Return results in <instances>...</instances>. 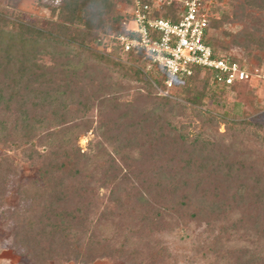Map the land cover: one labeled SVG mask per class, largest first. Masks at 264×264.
Returning <instances> with one entry per match:
<instances>
[{
	"label": "trees",
	"instance_id": "1",
	"mask_svg": "<svg viewBox=\"0 0 264 264\" xmlns=\"http://www.w3.org/2000/svg\"><path fill=\"white\" fill-rule=\"evenodd\" d=\"M125 1L127 7L133 2ZM217 1L209 8L211 29L230 22L240 29L224 32L227 43L208 37L213 54L222 55L229 44L243 47L246 56L264 51V0H229L228 11L216 7ZM18 2L6 0L5 8ZM116 9V0H62L51 9L55 18L35 22L7 17L0 9V146L19 149L35 169L17 184L18 206L8 215L13 247L25 258L19 264H92L103 257L140 264L142 251L127 247L129 238H149L189 221L220 222L218 236L252 241L255 246L215 253L230 264H264V245L256 246L264 241V157L233 138L250 122L202 110L213 76L204 68L193 67L177 79L175 95L182 101L172 100L156 94L141 53L114 47L127 62L105 53L95 39L119 31L124 16ZM111 69L146 91L122 100ZM157 81L163 86L161 75ZM191 117L200 124L194 137L179 120ZM218 122L231 133L229 142L212 133ZM87 131L95 141L82 150L78 141ZM57 136L59 142L36 149ZM18 172L16 159L0 154V205ZM97 187L107 190L102 202ZM123 211L134 218L116 248L99 239L93 217L106 221ZM165 252L155 248L146 256L158 264Z\"/></svg>",
	"mask_w": 264,
	"mask_h": 264
},
{
	"label": "rangeland",
	"instance_id": "2",
	"mask_svg": "<svg viewBox=\"0 0 264 264\" xmlns=\"http://www.w3.org/2000/svg\"><path fill=\"white\" fill-rule=\"evenodd\" d=\"M62 0H19L16 8H5L6 0H0V9H4V13L7 17L19 18L24 21H36L38 18H55L52 14L51 9L61 5ZM118 14L125 15L127 4L125 0H116ZM229 0H221L215 2L216 7H221L223 10L228 11L230 6L228 5ZM240 29L239 23H228L223 24L219 29H211L209 38L220 39L225 43L229 39L224 38V32H235ZM101 33L100 35H102ZM94 48H98L94 45ZM100 48L102 46L100 45ZM220 53L227 55L238 56L243 59L247 66H249L252 73H255L257 69L258 59L262 63L259 77H252L251 80L236 83L229 88L214 87L213 83H210V90L207 91V95L204 96L202 102V110L207 109L216 113L219 117L224 115V120H245L250 122V126L239 133L237 137L234 135L233 138H237L238 141L242 142L244 147L249 148L253 155L258 157L261 154L264 157V51H255L254 56H246V52L243 47L235 44H229L227 50L221 51ZM116 61L127 62L124 54L115 55ZM49 59L46 58V62ZM146 77L150 78L152 84L155 83L158 87L161 86L157 81L160 78V73L154 68L145 67ZM112 76V81L120 85V92L122 100H131L137 92L144 93L145 87L136 81L128 80L122 77V75L114 69L109 70ZM202 76V75H201ZM155 92L157 94V89ZM179 87L175 85L172 88L170 95L172 100L182 101L180 97L175 95L178 92ZM96 113L94 110L93 115ZM180 121L184 122L189 127L186 129L189 137H194L200 132V124L194 120V118H182ZM193 122V123H190ZM239 131V126L236 127ZM216 137H223L226 141L231 140V133L225 132V125L222 122H218L217 132H213ZM208 131L204 132V136H207ZM95 137L91 132H86L79 138V146L82 150L86 149V146L90 142H94ZM59 142V137L50 143H44L45 145H36L38 151L45 150L48 146ZM37 143V140L35 144ZM92 145V144H91ZM110 149L109 146H107ZM3 152L7 155L15 158L19 163V172L17 175L10 179L8 190L6 192L5 200L0 205V264H19L25 261L22 258L18 248L13 247L12 236L10 234L13 227L11 221L8 218L9 213L18 206V195L16 193L17 184L24 182L35 173L34 167L28 166L24 161L23 153L19 149L3 150L0 146V154ZM123 152L131 155H136L135 151L123 149ZM261 156V157H262ZM107 190L104 188L97 187L96 194L98 195V202H102L104 195ZM97 216L93 217V230L98 233V237L101 240H107L111 246L118 248L125 241V233L129 226H131L134 215L128 211H123L117 216H113L106 221H98ZM220 222H213L211 225L197 224L193 221H189L185 226L171 227V229L153 231L151 237L145 239L129 238L127 241V247L141 249L142 261L140 264H150L151 260L147 258V254L152 249L159 248L166 252L164 253L163 259L158 261V264H230V261L226 259L222 254H215L217 251L223 253L225 249L233 248L234 246H255L252 241H245L239 239L238 236H233L228 240L218 236L220 229ZM148 237V235H146ZM148 241V243H147ZM146 243L150 247H146ZM257 247L264 245V241L256 243ZM49 264H82L80 262L70 261L68 263L58 262L51 260ZM92 264H127L121 259L115 257H103L97 258Z\"/></svg>",
	"mask_w": 264,
	"mask_h": 264
},
{
	"label": "built area",
	"instance_id": "3",
	"mask_svg": "<svg viewBox=\"0 0 264 264\" xmlns=\"http://www.w3.org/2000/svg\"><path fill=\"white\" fill-rule=\"evenodd\" d=\"M213 2L133 0L125 11L119 31L99 35L95 41L112 57H115L114 47L121 53H141L145 67L154 68L161 74L163 86L153 83L157 94L170 98L176 80L190 75L193 67L212 72V83L217 88H229L259 77L261 68L252 73L236 61L244 62L238 56L213 54L208 42L211 30L209 8Z\"/></svg>",
	"mask_w": 264,
	"mask_h": 264
}]
</instances>
